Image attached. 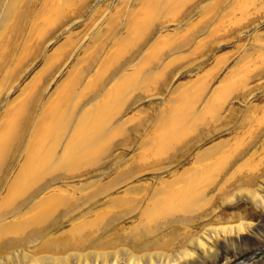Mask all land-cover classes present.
<instances>
[{
	"label": "rangeland",
	"instance_id": "1",
	"mask_svg": "<svg viewBox=\"0 0 264 264\" xmlns=\"http://www.w3.org/2000/svg\"><path fill=\"white\" fill-rule=\"evenodd\" d=\"M35 1L4 0L0 9V126L15 111L23 108L25 113L29 98L45 89L35 118L31 115V132L39 130V138L46 112H55L60 98L70 92V83L77 77L82 79V84L79 82L76 87L74 98V102L80 103L78 116L109 105L106 93L120 85L124 76H136L134 71L140 68L143 71L139 79H145V84L149 86L147 88L153 91L145 96L141 94L142 89L131 91L122 104L123 108L121 106L122 114L119 113L107 123L111 132L119 129L118 136L113 137V143L116 146L120 144L118 149L113 150L112 146L111 152L106 151L100 157L81 164V168H74L77 171L106 170L104 167H111V162L115 163L116 166L114 164L106 171L107 175L99 177L101 179L92 176L86 180L58 182L44 194L56 192L65 196L73 193L76 198L82 199L121 173H138L127 185L118 186L104 196L100 203L109 198L122 197L127 207L121 209L120 206L110 208L100 205L89 216L91 219H95L98 212H126L128 207H134L129 205L132 203L135 207L139 203V209L143 211L153 200L163 199L160 192L170 193L181 189L185 185L184 178H191L198 172L206 174L197 187L205 194L204 199L192 207L189 216L195 220L182 226L185 230L176 235L165 232L158 235V240L164 243L163 247L138 249L125 243L110 246L109 243L118 242V239L100 232L97 239L104 242L97 248L95 244L64 252H37L35 247H28L22 249L23 252L16 258L14 256L13 264H42L36 261L41 257L54 259L52 263L43 264H264V0ZM53 4V14H57V17L49 15ZM84 6L87 8L79 11ZM48 19L53 21L45 30L42 27ZM148 29L151 34L147 32ZM39 34H42V39ZM43 40V48L38 49ZM36 52L40 56L35 59L32 56ZM134 54L137 55L135 62L127 65L117 77H112L114 80L108 83L106 90L100 91L98 80L110 78L116 66L126 64ZM6 56L12 57L10 63L7 60V65L4 62ZM166 82V89L159 92L157 89ZM183 92L195 94L191 102V106H195L193 114L203 112L209 100L211 111L219 110V120L213 119L209 113L206 117L203 113L200 118L203 123L210 122L209 128L219 126L223 121L229 125L224 133L214 135L196 150L192 149L187 157L170 165L168 160L176 156L180 145L177 142L171 144L169 150L175 148L166 152L163 145L158 143L161 132L159 116L172 113L177 108L176 99ZM95 94L97 96L92 100ZM231 110L235 111L233 118ZM241 124L242 129L239 128ZM138 127L140 129L135 130ZM204 129L208 130L207 126ZM28 139L33 140L32 137L27 138L26 144L29 143ZM128 139L133 143L124 146ZM64 142L61 140V145L64 146ZM216 147L218 150L210 153ZM61 152L62 147L58 149V154ZM45 153L41 155L46 156ZM200 153L207 154L198 160ZM236 157L239 159L234 160ZM225 158L229 159L231 165L225 171L214 172L213 168H217ZM24 162L25 154L19 157L8 181L12 180ZM45 164L40 171L48 169L49 164ZM253 175L257 177L254 185L240 186L241 181L245 180L244 176ZM225 180H228L226 184ZM90 184L93 185L88 190L81 188ZM156 191L159 193L156 194ZM248 191H252L253 196ZM4 193V190L1 191L0 198ZM20 198L15 194L13 200ZM137 218L139 215L132 216L121 224L126 240H129V228L136 225ZM7 222L16 223V218H10ZM67 229L70 227L66 226L48 237L60 236ZM99 254L108 257L106 260L97 259L96 255ZM5 257L0 256L1 264H9ZM135 259L140 260L136 262Z\"/></svg>",
	"mask_w": 264,
	"mask_h": 264
},
{
	"label": "bare ground",
	"instance_id": "2",
	"mask_svg": "<svg viewBox=\"0 0 264 264\" xmlns=\"http://www.w3.org/2000/svg\"><path fill=\"white\" fill-rule=\"evenodd\" d=\"M77 1L78 0H76V3ZM63 3L64 5L66 4L65 2ZM3 4H4V0H0V9L3 7ZM80 4L83 6L82 2ZM77 5H75V7ZM81 5L79 6L81 7ZM54 8L55 7L53 4V6L49 11V15L53 16L55 14V12H53L55 11L53 10ZM85 8H87V6L82 7L81 9H79V11L81 10L83 11ZM62 13H64V11ZM59 15H63V14H59ZM54 16L57 17V14ZM52 21L50 19L46 20L45 26L42 28H45L46 26H50V24H52L51 23ZM146 23L148 24V21ZM137 32L138 31H136V33ZM147 32L150 33L149 29L147 30ZM133 33L135 34V31H133ZM39 36L41 38L42 34H39ZM147 37L149 38L150 36L147 35ZM129 38L127 39L130 40ZM44 43L45 41L43 40L42 44L38 45V49H42ZM137 43H139V41ZM139 51L140 49H138V52ZM39 56L40 55L38 54V52H36L32 57L36 59ZM136 56H137L136 54L132 55V57H130L129 61L126 64L125 63H123L124 65L119 64L118 65L119 67L116 66L115 63L114 65L116 66V68L114 69L113 72L114 76L112 75L110 78L108 76V78L104 79V81L102 78L98 80L99 90L100 89L106 90V86L109 85L108 83H110L111 80H114L112 77L114 78L117 77L118 74L127 65L132 64V62L134 63L135 62L134 60H136L135 59ZM116 59H118V57ZM7 60L9 61L8 63H10L12 57L9 56L5 57L4 62L6 65H7ZM107 65H109V62ZM90 68H88V70ZM158 68L159 67H157V69ZM141 69L142 68H140V70H136V72H139L138 74H136V72L134 71L136 76H133V74H128L127 76L124 77L122 76L123 78L121 79L120 85L116 86V88H112L109 93L108 92L106 93V96L110 101L109 105L104 106L102 108H96L95 111L92 110V112L90 113L85 112L83 116H78V109H79L78 105L80 103L74 102V98L76 96V92H75L76 87L79 86L78 84L79 82L80 84H82L81 77H79L80 80H78L79 78L77 77L74 82L70 83L71 86L70 92H67V95H64L63 97L60 98L59 103L55 107V109L52 108L51 106V109L52 110L54 109L55 112L52 111L51 109H50L52 111L51 114H48L46 112L43 119L45 120L44 124L43 126L41 125L42 132L40 133L39 138L37 137V133L39 132V130L38 131L36 130L33 133L31 132V128L33 125V119L31 115L33 116V118H35L36 116L35 113L36 111H38L39 106L43 101L45 95V89L39 91L36 95L34 94L33 95L34 97L32 96L31 98H29L30 100L26 104L29 111L28 109L27 111L25 109V113H24L23 108L22 109L18 108L20 111L17 112L14 110L15 112L13 111L14 114L12 113V116H8V114L3 115L4 117L8 116V118L6 117L5 121L4 118L2 120L4 122H7L8 120V122L5 123V125H3L4 122H2L0 126V193L3 190L5 191L4 195L0 198V256H7L8 258L7 257L5 258L8 260L9 264H13V262H15L13 261L14 256L16 258V255L19 256V253L23 252L22 249L28 247L29 248L35 247L37 252L39 250L40 251L57 250L60 252L61 251L64 252L72 248L85 249L86 247L91 245L92 246L97 245L96 246L97 248L98 245H101L104 242L102 240L97 239L99 237L98 233L100 232L101 234L105 233L108 235H112L113 237H116L118 239V242L113 241L109 243L110 246L120 243H125V244L133 245L134 248L135 247L138 249L145 248L151 250L152 248H156V246L159 247L164 246V243L158 240V235L164 232L171 235H176L179 232L185 230L182 226H185V224H188V222L195 220L192 218V216H189V214L192 211L191 210L192 207L196 206L194 204L204 199L205 191H201L200 189H198L199 188L198 185H200V183L203 181L204 178L203 176H206L204 172L195 173L191 178H187V177L186 179L184 178L183 183H185V185L181 189L172 190L170 193L160 192L163 194V199L162 200L152 199L153 201L150 202V204L147 205L143 211H141L142 209L141 210L139 209L140 208L139 203L136 204L137 205L136 207L135 204L132 203L129 205H133L134 207H128L127 208L128 210L126 212H123L124 210L121 213L119 212L113 213L112 211L104 212V213L98 212L97 217L95 219H91L89 218V216L100 205H108L110 208H115L116 206L117 207L120 206L122 207L121 209L127 207L124 206L125 203L122 197L109 198L108 201L103 202V204L100 203L102 202L101 199L104 196H106L108 193L113 191V189H115L118 186L127 185L128 182L134 177H136L135 175H137L138 173L135 174V172L131 173L130 171L121 173L116 179L103 185L102 187L100 186L101 188L99 187L98 191L88 195L86 194V196L84 195L82 199L81 197L80 199L79 197L76 198L75 197L76 195L73 193H70L69 195H65V196L57 195L56 192H51L50 194H44L55 183L58 182L76 181L81 179L86 180L87 178H90L92 176H94L95 179L107 175L106 171H109L115 163L111 162L112 165L111 167L109 166L104 167L107 168L106 170L96 169L95 171L93 170L77 171L74 168L78 166L80 167L81 164L84 165L90 159H94L96 156L100 157L101 155L107 152H111L112 149L110 147L112 146H113V150L118 149L120 147V144L116 146L115 143H113L114 142L113 137L118 136L119 129L117 128L118 130L111 132L106 125L107 123L109 124L110 119H114L116 116L119 115V113L123 112L122 104L124 100L127 98L128 94L131 93V91L142 89L144 91H141V94L143 93L144 96L146 94L150 95V93L153 92V91L151 92L150 88L149 89L147 88L149 86L145 84V79H141V80L139 79L138 76L143 71V70L141 71ZM154 83H156V81ZM167 85L168 82L161 85L159 89L157 88L156 89L159 92H162L163 90L166 89ZM206 88L208 89V86H206ZM96 96L97 94L93 96L92 100L96 98ZM194 96L195 94L187 95V93L184 94L183 92L180 95V97L176 99L177 108H175V110H172V113L169 112L170 114L167 115H166L167 112L165 113V115H161L160 113L161 116L159 117L161 118L159 119L160 120L159 124L161 125L160 126L161 132L159 135L158 143L160 145L161 144L163 145L164 150L166 152H169L170 150L174 149L175 147H172L169 150V145L175 144L176 142L177 145H180V147H182L181 149L179 147L176 156L174 157L172 156L168 160V164L170 165L175 164L181 158L187 157L192 149L196 150V148H198L201 143L207 141L214 135L224 133L227 130L226 129L227 125H229L224 123L223 121V123L220 124L219 126L214 127L212 125V127L209 128L210 122L203 123L202 121H200V118H202L203 113H205L204 114L205 117L206 114L209 113V116H212V118L215 120H219L218 118H220L221 116L220 114H218L219 110L211 111V106L209 105L211 100H209L206 107L203 109V112L201 110L200 114H196V113L193 114L192 109L195 110V106L192 107L191 102H193L192 100L194 99ZM31 99H33V101H31ZM22 106L25 107L24 105ZM231 114H232L231 117L233 118L235 116V111L231 110ZM17 122H19V124H17ZM204 125L207 126V129L208 128L209 129L208 130L204 129L205 128ZM236 128L237 130H239L238 127ZM239 128L242 129V124L239 126ZM139 129L140 127H138L135 130L138 131ZM65 134H67L68 136H66ZM65 136L67 138H65ZM31 137L33 140L28 139L29 143L26 144L27 138L31 139ZM61 140L62 142L65 141L64 146L61 145ZM53 141L55 142L52 144ZM130 141L131 140L128 139L127 143H124V146H128L133 143ZM48 142L49 145L47 146ZM61 147H62V152L58 154V149ZM216 150H218L217 147L210 150L212 151L210 153H213ZM44 151H46L45 153L46 156L41 155ZM23 153L25 154V162L22 164L21 168L18 170V172L15 174L12 180L8 181V178L10 177L13 169L15 168V165L19 157L24 155ZM206 154L207 153H203V154L200 153L197 159L199 160L201 157H205ZM237 159H239V157H236L234 160ZM45 162L49 164L48 169L45 168L46 170L44 169L45 170L44 172L40 171L41 169L43 170V165L45 164ZM230 165L231 163L229 162V159L225 158V161L222 162L220 165H218L217 168H213V170H215L214 172L219 173L221 171H225V169H227ZM214 166L216 165H213V167ZM29 167H31L32 169L30 170ZM87 168L89 169L88 166ZM201 169L203 170V168ZM205 169L210 170V168H205ZM143 170L144 169H141L140 171ZM244 177L245 180L242 179L243 180L241 181L242 183L239 182L241 184L240 186L242 185L252 186V184L254 185L257 180L256 179L257 177L254 175L244 176ZM206 178L208 179L210 177H206ZM229 180L231 179L229 178ZM179 181H181V179L178 180V182ZM227 181L228 180H225L224 184H226ZM93 184H90L89 186L88 185L82 186L81 188H86V190H88L92 188L91 186ZM251 192L248 191L247 193H250V195L253 196ZM158 193L156 191V194ZM15 194L21 196V198L17 201L13 200ZM222 200H224V198ZM137 215H139V218L136 219L137 223L136 225H134L135 223H133L134 226H131L129 228L130 231L128 232V234L131 236L129 240H126L125 239L126 237H124L125 235H123V232L125 231L122 230L124 226H122L121 224L125 223V221H127L132 216L136 217ZM10 218H16V223L7 222V220ZM66 226L70 227L69 230L67 229L68 230L67 232L63 231L64 233L59 234L60 236L57 235L56 237L54 236L48 237L51 233L59 231ZM239 231H241V229ZM26 255H24V258L27 257ZM130 255L131 254H128L129 257H134ZM96 257H98L97 259L106 260L108 255L99 254L96 255ZM149 257L150 259L153 258L152 256ZM132 260L134 261V259ZM136 260H140V259H135V261ZM19 261H21V259ZM36 261L37 263L39 262L43 264L47 262L52 263L54 259L48 257L43 259L41 257V259H38ZM139 262L140 261H138V263Z\"/></svg>",
	"mask_w": 264,
	"mask_h": 264
}]
</instances>
